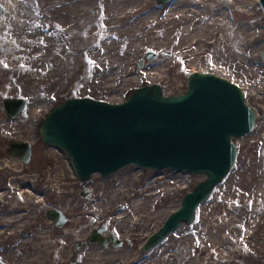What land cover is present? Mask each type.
<instances>
[{"label": "rangeland", "instance_id": "obj_1", "mask_svg": "<svg viewBox=\"0 0 264 264\" xmlns=\"http://www.w3.org/2000/svg\"><path fill=\"white\" fill-rule=\"evenodd\" d=\"M18 1L20 5L17 10L21 9L22 12L16 11V13L23 15L24 9L33 10L34 15L31 18L34 22L42 21V25L49 28L52 23L61 24L69 15L74 18L82 16L88 8L87 3L95 4V7L91 8V12L95 15L105 13L108 15L107 19L113 21L115 16L113 13L120 6L139 8L129 20H134L155 9L159 10L162 17L166 13L167 3L173 0L162 4L157 0ZM192 1L177 0V4L180 7L196 6L197 4L194 2L192 4ZM210 1H215L217 5L215 8H209V18L218 17L224 23V27L228 22L245 27L251 21L253 25V28L248 27L244 33L241 30L235 32L240 42L237 50L232 51L229 42L226 41L227 52L223 56H218L215 62L211 61L213 59L210 60L209 55L186 56L185 53L183 57L179 56L172 48L174 44H168L163 48L157 46L156 50L143 48L135 53L129 66L127 65L129 74L111 80V89L106 90L101 85L95 86L93 81L95 78H104L109 74L110 68L107 69L109 61L103 65L105 68H102V73L94 71L95 67L90 62H82L81 70L75 72L74 77H71V72L67 71L72 63L59 65L51 63L48 76L35 74L28 76L24 81L19 79L20 70L17 67L9 65L5 67L0 63V146L9 147L6 143L12 137L15 140L27 141L31 145L32 152L28 163L18 159L19 164H14L7 152L0 158V165H4L0 168V194H3L0 198V213L8 211L11 204L19 200L20 188L25 190L26 203L24 201L23 206H27L20 211L21 214L27 215L22 219L24 225L20 229L26 232L22 237L19 234L20 230L11 233L9 230L11 226L1 223L0 229L3 228L5 232L0 235V264H5L6 256L12 250H17L21 255L20 258L23 260L26 258L30 264H35L42 257L49 264H80L85 258L96 264H177L176 260L168 255L174 254L177 259L184 253L189 257L187 264L197 262L199 259H204L205 264H264V60L262 58L264 11L257 0ZM248 3L251 7L249 11L246 6ZM40 4L43 5L42 10L39 9ZM204 4L206 2L199 7L204 8ZM13 17L6 7L3 8L0 14V42L5 39V34H10V28H14ZM47 20L49 23H46ZM141 31L144 32V29ZM180 35L177 33L175 37L178 38ZM157 38H160V35L156 36L155 41L162 40ZM122 41L124 40L120 42ZM18 43L14 40L13 45L17 46ZM123 43L118 49H111L109 55L114 51L118 57H125L126 48ZM150 51L155 53L153 52L154 56L148 60L146 54ZM110 58L111 56L108 57ZM162 64L165 68L164 71L161 68L160 72L164 79L159 84L164 87L165 94L183 93L191 69L195 66L199 71L214 73L238 83L246 103L256 112L257 121L251 132L233 139L237 147L235 163L207 201L198 206L194 222L181 225L159 245L140 253V245L145 239L180 205L183 195L191 191L205 176L186 171L171 173L168 169L153 171L130 165L108 176L93 173L88 181L81 182L77 179L69 158L63 152H58L54 146L41 141L38 127L40 120L50 109L68 98L89 97L110 103L125 100L134 89L155 83L148 80L147 74L144 73ZM130 68L132 69L129 70ZM124 71L126 67L121 68V72ZM78 76L82 79L80 85L76 87L74 80ZM6 99H24L25 108L18 116L10 118L4 106ZM34 107L38 109L35 113ZM118 186L130 190L134 195L133 198H141V201H144L137 211L139 224L132 225L131 222H126L129 228H132V235L123 236V232H115L110 230L111 226L97 223L95 224L97 226L87 229L80 238L79 236L74 240L66 238L67 228H76L78 231L80 229V226L72 225L73 218L82 219L84 223L90 215L87 209L98 189H104L108 195L113 192L116 194ZM87 188L90 189L89 194L82 196L83 190ZM69 193H72L77 204L72 214L62 212L67 207ZM152 199H157V206L149 207ZM128 204L129 202H115L112 212L127 209ZM149 208L150 214H148ZM51 209L61 211L67 219L61 228H53L51 226V222L54 225L53 220L46 217L47 211ZM100 227H103L101 233L106 237L114 235L118 241H121L120 246H113L110 243L102 245L98 242L90 245L88 237L94 229ZM44 231H47L50 240H48V248L42 249L37 247L38 240L34 237ZM28 237H32L33 241L20 245V241ZM66 242L69 243V247L62 258L58 254ZM83 242L87 244L84 245ZM91 246H97L99 253H87ZM194 247L199 251L192 252Z\"/></svg>", "mask_w": 264, "mask_h": 264}, {"label": "water", "instance_id": "obj_2", "mask_svg": "<svg viewBox=\"0 0 264 264\" xmlns=\"http://www.w3.org/2000/svg\"><path fill=\"white\" fill-rule=\"evenodd\" d=\"M168 1L157 0L160 4ZM259 2L264 10V0ZM153 56V52L146 54L148 60ZM4 106L8 117L14 118L25 108V100L6 99ZM256 120L237 84L214 73L192 72L181 94H164L162 87L153 84L136 88L121 103L68 98L48 112L38 133L42 142L69 157L82 182L93 173L108 176L129 165L205 176L149 235L143 247L146 252L181 225L194 222L198 206L207 201L235 163L233 139L251 132ZM9 147L8 155L23 163L30 161L27 141H10ZM82 196H87L86 189ZM46 217L57 227L66 222L57 209L48 210ZM101 231V227L94 229L88 242L120 246L114 235L105 237Z\"/></svg>", "mask_w": 264, "mask_h": 264}, {"label": "bare ground", "instance_id": "obj_3", "mask_svg": "<svg viewBox=\"0 0 264 264\" xmlns=\"http://www.w3.org/2000/svg\"><path fill=\"white\" fill-rule=\"evenodd\" d=\"M257 1L259 2V0ZM193 2L197 4L194 7H180V5L177 4V0H173L167 3L166 13H164L162 17H160L159 10L155 9L147 14L140 15L134 20H129V18L131 15H134L133 13L138 11L139 8L136 6L130 8L120 6L113 13L115 14V16H113V21L107 19L108 15L105 13H103L104 15L101 13L98 14V16L95 15V13L91 12V8L93 9L95 4L87 3L88 8L84 11L82 16L74 18L69 15L63 19L61 24L52 23L49 28H46L45 25H42V21L34 22L31 18L34 15L33 10L28 11L24 9L23 15H19L18 13L22 11L21 9H19V11L17 10L19 7L18 5H20L18 0H0L2 4L0 5V14L3 8L6 7L10 11V14L14 16L12 24L14 28L8 29L10 34H5V39L2 40L3 42H0V63L17 67L20 70L19 79L24 81L28 79V76L31 77L35 74H39V76H48V73L51 71L49 68V64L51 63L54 65L72 63V66L69 68L67 67L69 70L66 69L71 72V77H74L73 74L81 70L82 62H90L91 65L95 67H92L94 71H100V73H102V68H105L103 65H106L105 63L109 61L110 63L107 68H110L109 74L104 78H95V81H93L95 86L101 85V87L106 90L111 89V80L114 81L117 78H121L123 75L129 74L127 72L129 62L134 58L135 53L143 48L156 50V48H158L157 46L163 48V46L165 47L168 44H174L172 48H174V52L179 54V56L185 53L186 56L197 55L200 57L209 55L210 60L213 59L211 61L215 62L218 56H223L225 52H227L225 48L226 41L229 42L232 51L237 50V45L238 43L240 44V42H238L239 37L235 35V32L241 30L242 33H244L247 31L248 27L253 28L251 21L248 23V26L245 27L231 22H228L224 27V23H222L218 17L209 18V8L216 7L217 4L215 1L193 0L191 3L193 4ZM204 2H206V4L203 5L204 8H200L199 5H202ZM246 6L248 11L251 10L249 3ZM69 7L70 5H68V8ZM39 9H43L42 4H40ZM16 11H18V13H16ZM27 13H29V15H25ZM46 23H49V21L47 20ZM142 29H144V32L141 31ZM177 33L181 34L178 38L175 37ZM159 35L162 40L155 41L156 36ZM14 40L19 42L17 46L13 45ZM121 40L124 41L120 42ZM122 43L126 48L125 57H118V55H116L117 53L114 51L112 55H109L111 49H118L120 44L122 46ZM238 50L239 53H241L239 47ZM109 56H111L110 59H108ZM114 66L115 68H113ZM164 66L163 64L156 65L149 72L144 74H147L148 80L150 79L155 82L153 84L162 87L165 94L164 87L159 84V82L164 79V76L160 72L161 68L164 71ZM122 67H126V71L121 72ZM112 68L113 72L111 71ZM56 69L58 70V67H56ZM131 69L132 68L129 70ZM86 71L88 72V70ZM192 72L202 71H199L193 66L191 69V73ZM68 77H70L69 73ZM81 79L82 78L78 76L76 80H74L76 87L80 85L79 82ZM236 84L239 85L238 83ZM33 111L35 113L38 109L34 107ZM12 141L17 142L19 140ZM11 158L14 164H18V157ZM2 167L3 166L0 165V168ZM19 190V200L11 204L8 211L0 213V227L2 224L11 226L9 229L11 233H15L17 230L21 231L20 228L24 225L22 219L27 217L26 213H20L22 208L27 207L23 206L25 205L23 204L24 201L26 203L24 197L25 190L21 188ZM89 190L88 188L86 189L87 195L89 194ZM133 196L130 190L122 189L121 186H118L116 194L113 192L109 193V195L104 189L99 188L93 201L88 206L87 213L90 215L87 216L84 223L82 219L77 220L73 218L71 220L72 225L75 227L80 226V229L78 231L76 228H67L66 238H73V240L78 238V236L80 238L87 229L92 226H97L95 225L97 223H105L111 226L110 230L120 233L123 232V236L126 237L131 236L132 228H129L126 222H131L132 225L139 224L140 218L137 216V211L140 210L144 202L141 201V198L135 199ZM1 197H3V194H0V198ZM115 202H129V204L127 205V209L114 213L112 212V206ZM66 205L67 207L62 212H70L72 214L77 207L72 193L68 194ZM157 205V199L150 200L149 207ZM150 212L151 209L148 210V214H150ZM54 225L51 222L53 228L57 227ZM3 231L4 229L1 228L0 235ZM25 233L24 230L21 231L19 233L20 237L25 235ZM101 235L105 236L104 233H101ZM34 238L38 240L36 244L37 247H42V249L48 248L47 244L48 240H50V236L47 234V231L36 235ZM52 240L54 241V239ZM32 241V237L23 238L20 241V245L29 244ZM90 245L94 244L90 243ZM37 247H35V249ZM68 247L69 243L66 242L65 246L60 249L58 256H64ZM201 248L202 247H200V249ZM98 250L97 246H91L88 248L89 252L87 253L97 254L99 253ZM195 250L199 251L198 248L194 247L192 252ZM168 256L174 258L177 264H187L189 262V257L186 253L177 259H175L174 254H169ZM20 257L21 255L17 250H12V252L6 256L7 260H5V264H30L26 258L23 260ZM203 260L199 259L197 262H192L191 264H205ZM35 264H49V262L42 257L40 260H37ZM80 264L96 263H91L85 258Z\"/></svg>", "mask_w": 264, "mask_h": 264}, {"label": "flooded vegetation", "instance_id": "obj_4", "mask_svg": "<svg viewBox=\"0 0 264 264\" xmlns=\"http://www.w3.org/2000/svg\"><path fill=\"white\" fill-rule=\"evenodd\" d=\"M12 140H15V139H12V137H11V139H9V141L6 143V144H8L9 145V142L10 141H12ZM10 147H7L6 145H2V146H0V158L3 156V155H6V152H7V149H9ZM9 158H11V157H9ZM12 159V158H11ZM0 162H1V160H0ZM18 164H19V162H18ZM4 166V165H3ZM3 168V167H2ZM83 244V243H82Z\"/></svg>", "mask_w": 264, "mask_h": 264}, {"label": "snow or ice", "instance_id": "obj_5", "mask_svg": "<svg viewBox=\"0 0 264 264\" xmlns=\"http://www.w3.org/2000/svg\"><path fill=\"white\" fill-rule=\"evenodd\" d=\"M5 67H7V65H5Z\"/></svg>", "mask_w": 264, "mask_h": 264}]
</instances>
